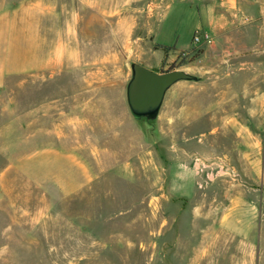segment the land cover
Wrapping results in <instances>:
<instances>
[{"label":"rangeland","instance_id":"1","mask_svg":"<svg viewBox=\"0 0 264 264\" xmlns=\"http://www.w3.org/2000/svg\"><path fill=\"white\" fill-rule=\"evenodd\" d=\"M213 4L232 21L209 47ZM30 18L0 44V264H264V0H41ZM128 60L204 77L147 137Z\"/></svg>","mask_w":264,"mask_h":264},{"label":"water","instance_id":"2","mask_svg":"<svg viewBox=\"0 0 264 264\" xmlns=\"http://www.w3.org/2000/svg\"><path fill=\"white\" fill-rule=\"evenodd\" d=\"M130 75L125 84L129 113L147 137L155 126L169 90L177 83L200 82L204 77L182 68L154 71L134 60L127 61Z\"/></svg>","mask_w":264,"mask_h":264},{"label":"crops","instance_id":"3","mask_svg":"<svg viewBox=\"0 0 264 264\" xmlns=\"http://www.w3.org/2000/svg\"><path fill=\"white\" fill-rule=\"evenodd\" d=\"M216 7L217 6L215 4L210 7L205 25L198 26L196 29V31L202 29L204 32L213 37V41L209 44V47L216 46L217 36L226 32L228 28H230L231 24V19L226 17L223 13L217 11ZM228 8L237 9L236 6L234 7V5H230ZM40 11L41 0H0V44L8 45L9 47L16 46L18 43L19 36L22 38V42L25 43L27 28H39V25L36 24L35 20L31 21V14ZM232 11L234 12V10H231V12ZM17 15H21V19H17ZM34 33L35 32H33V34ZM38 36H40L39 30ZM22 58H24L25 60V56H23ZM58 59V49H55L53 52L50 53L49 58L45 59L44 63L40 57H35L33 59L32 67L33 69L53 67L58 63ZM25 67L26 64H23L21 70L24 71ZM186 70L192 73L196 72L194 69L191 68H189V70ZM18 71L20 72V70Z\"/></svg>","mask_w":264,"mask_h":264},{"label":"trees","instance_id":"4","mask_svg":"<svg viewBox=\"0 0 264 264\" xmlns=\"http://www.w3.org/2000/svg\"><path fill=\"white\" fill-rule=\"evenodd\" d=\"M157 47H163L164 49H168V47H164L162 45H157ZM174 67H170V69H173Z\"/></svg>","mask_w":264,"mask_h":264},{"label":"built area","instance_id":"5","mask_svg":"<svg viewBox=\"0 0 264 264\" xmlns=\"http://www.w3.org/2000/svg\"><path fill=\"white\" fill-rule=\"evenodd\" d=\"M196 39H199V37H198V36H196Z\"/></svg>","mask_w":264,"mask_h":264}]
</instances>
